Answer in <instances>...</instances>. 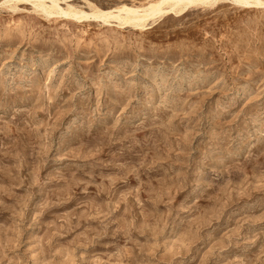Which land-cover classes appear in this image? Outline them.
Instances as JSON below:
<instances>
[{
  "label": "rangeland",
  "instance_id": "374dc122",
  "mask_svg": "<svg viewBox=\"0 0 264 264\" xmlns=\"http://www.w3.org/2000/svg\"><path fill=\"white\" fill-rule=\"evenodd\" d=\"M37 1L0 2V264H264V5Z\"/></svg>",
  "mask_w": 264,
  "mask_h": 264
},
{
  "label": "bare ground",
  "instance_id": "6f19581e",
  "mask_svg": "<svg viewBox=\"0 0 264 264\" xmlns=\"http://www.w3.org/2000/svg\"><path fill=\"white\" fill-rule=\"evenodd\" d=\"M2 1V0H1ZM0 1V2H1ZM7 1V0H6ZM43 1V0H42ZM57 0L50 1L52 3L49 4L51 9H54L55 12H61L64 13L66 16L71 15L74 17H87L88 15L85 14V12H76V11H64V9L60 8V6L56 3ZM235 3L241 5V6H259L264 5V1L262 0H233ZM5 2V1H4ZM208 0H157V1H151L147 5L143 7H135V6H126L123 5L121 7H117L114 10H108V11H102L100 9H96L94 12L90 14L93 18H101V19H108V18H114L118 21L120 24H130V25H140L142 21L149 17H155L159 13H163L166 11L165 8L172 10L173 12H180L182 9H184L185 6L190 4H206L209 3ZM3 3V2H2ZM35 3L32 1V4ZM37 6L35 8H43L42 11L48 12L46 10L47 8L44 7V3H41L40 0L37 1ZM36 4V3H35ZM163 5L166 6L163 8ZM48 7V8H49ZM50 13V11L48 12Z\"/></svg>",
  "mask_w": 264,
  "mask_h": 264
}]
</instances>
